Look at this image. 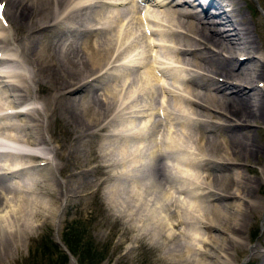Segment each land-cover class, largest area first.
<instances>
[{"label": "bare ground", "instance_id": "bare-ground-1", "mask_svg": "<svg viewBox=\"0 0 264 264\" xmlns=\"http://www.w3.org/2000/svg\"><path fill=\"white\" fill-rule=\"evenodd\" d=\"M0 1L8 2L6 0ZM127 1L134 3L135 8L133 9H136L139 13L138 18L136 15L134 17L138 20L143 13L142 18H145L147 21L145 24L147 25L151 26L152 16H155L154 19H159V15L164 17L162 19L161 16L160 19L165 24L167 34L165 33L163 37V24L160 22L161 20L156 21L157 24L151 26V31L148 27L150 34L148 42L160 41L159 44L155 43L154 47L164 48V51L165 49L168 51V45H170L173 53L176 54V59L168 57L164 61H160L157 49H155L154 55H150L152 51L150 53H146L147 50L144 52L149 54L146 56L147 59L152 61L151 64L153 63L159 70H163L165 75H161L162 78L155 79L157 77L153 76V67L144 62L146 57L142 59L141 53L140 58H134L137 55L133 57L134 53L140 51H138L137 46L132 47V50L124 49L128 41L132 43L135 39L134 34H129V36L125 34L128 37L121 36V32H125L123 29H126L124 25L126 26L127 21H120L117 12L115 13L117 17H104L105 7L116 10L122 7L124 2L126 4ZM193 1L200 8L195 12H202L205 15L207 24L200 25L199 22L189 23L184 21L187 19L185 17L187 14H183V12L194 8H190L187 3L179 6L174 0H48L43 7L44 9L47 8L43 14L44 16L37 17L38 19L32 21L33 34L39 37H37V40H31L30 44L25 43L24 38H20L17 31L13 32L14 30L10 25L7 28L3 25V27L0 26V53H2L4 59V65L0 68V111L13 110L26 102L31 105L37 104L41 98L37 97L36 92L33 94L29 92V85H34L36 88L41 86L44 91H54L56 86L53 87L49 82L44 84L40 80V76H43L44 78L47 77V81H51L53 74L51 70H54V66L62 67L57 72V76L54 77L55 85L60 79L73 82L72 80H76L75 76H83L91 71L90 74L85 75L77 83L68 85L66 88H59V96H57L59 100L80 98L76 95L83 93V97L86 95L91 96L90 99L86 100L88 103L94 97H97L98 101L101 100L104 106L109 108L111 97L118 96L123 85H127L124 81L128 77L124 70H120V66L123 67L127 64L128 67L131 66L129 63H133L132 67L136 68L137 71V67L141 66L144 72L141 70L142 72H139L138 75L145 84V87L143 86L144 90L146 89L145 92L147 89H151V82L155 81L156 83L157 81L158 84L156 83L157 86L154 85V89L152 86V93L149 91L150 96H146L149 105L141 106L142 108L138 110L133 118L134 121L138 119V122L141 123V129L134 130L135 132L124 135L122 138L127 144L135 142L138 152V156L132 162V166H134L126 173L132 176L133 172H139L144 168L146 161H148V163L154 164V187L158 188L159 194L165 196L163 198L169 200V209L180 212L189 209L192 211L191 208H199L200 206L196 205L197 203L186 205L175 201V196H184L192 200L194 198L191 197V194L197 196V198H203L202 204H208L205 209H212L214 215H206L204 222L197 217L190 219V221L196 222L197 220L204 224L203 228H205L206 234L201 238H197L199 244L194 245L191 242L194 246H187L185 255L179 257L176 254V259L179 257L180 260L185 262L193 255L192 260L196 258L194 264L197 262L198 264H232V257L228 252L226 241L230 240L238 243L235 237L240 235L238 230H241L243 226L241 225L242 227H238L239 229L236 228V230L234 227L238 226L237 221L242 218V222L245 223L249 215L256 216L259 214L260 209L261 212H264V206L260 208L257 201L254 202L253 206L249 205V203H252V193L245 189L249 177L241 173L243 170L239 171L241 164L238 163L241 162L238 158L242 156L247 161L248 159L260 161L259 163L264 165L263 156L260 159L263 154L261 150H264L263 141H260L259 137L257 141L255 140L256 137L252 138L255 134L252 129L255 124H261L264 128V84L261 83L264 81V51L259 50L261 48L259 36L250 33L248 19L246 21L243 16L235 14L234 11L237 12V9L233 1ZM39 2L40 0H31L22 9H20V6L10 7L14 13L13 21L15 25L19 26L18 22L21 23L20 17H23L27 11L29 12L33 5L38 7ZM210 8H214L215 11L209 13ZM120 10L122 12V9ZM149 10L158 11L159 15H155L156 13L151 15L150 13L148 16ZM7 11L8 9L4 8L3 15ZM50 15L51 17H49ZM49 18L52 19L49 20ZM61 18L60 22L59 19ZM59 26L62 27L58 34L55 30ZM128 26L131 27V25ZM133 26L136 27L132 23ZM142 26L138 23L137 28ZM159 27H161L160 30ZM164 31L166 32V30ZM104 32L106 33L103 34ZM139 35L138 37H140ZM140 40L142 39L138 41L140 42ZM141 46L146 45L141 44ZM163 56L166 55L163 54ZM76 67L79 68L76 70L77 74L74 71ZM163 78L166 80L165 83ZM257 78L262 80L256 81ZM128 86H130L129 82ZM124 89L126 90L125 86ZM98 94L105 99L99 98ZM128 94L127 101L137 95L132 90ZM121 97L124 99V95H121ZM224 97L233 98L224 100ZM80 102L81 100L78 101L79 104ZM74 103L71 102L72 105ZM66 106L67 103L63 102L61 113H63V110L67 111ZM53 108L57 110L56 105ZM110 120L116 121V117L111 116ZM47 122H49V114L45 110V103H42L40 110L27 114L26 117L22 114H6V116L0 118V136L3 137L0 146H4L12 140L30 146H37L38 148L49 146L48 138L43 135ZM146 129L148 131L145 132ZM223 130L228 134L224 135ZM175 134L184 140L182 144L178 142V139L176 140L177 136H174ZM260 135L264 138V131ZM230 141L231 143H229ZM6 148L20 149V146L15 145L12 147L9 145ZM192 149L197 153L193 155L194 158L190 157L193 154ZM49 150H46L48 154ZM53 156L57 158L58 154L54 153ZM9 158L11 160L16 158L18 161L13 165V163L8 162ZM35 158V156L29 157L16 154L0 155V175L15 181L13 187L10 188H5V185L0 184V235L2 236L0 238V255L4 254L0 258L7 256L6 253L10 250L9 242L12 246L19 243L15 244L14 238H17L15 235L14 238H7L8 236L17 233L20 229V235L25 236V233H28L29 230H32V227L37 225L38 214L45 217V214H48L47 212H54L57 209L52 200L49 199L50 201L47 203L45 196H41L39 201V197L36 195L37 192L28 191L31 184H37L38 189H34L40 191L47 185L48 181L53 180V157L45 156L42 150L41 156L37 157L42 162L37 165L34 164ZM162 161L166 162L170 171L168 176L161 173ZM183 168L209 171L211 175H209L210 173L206 174L209 177L205 179L206 181L210 180L211 183L206 182L202 177L206 184L205 188L200 189V194L191 192L190 188L182 185L188 177V173L183 171ZM225 169L234 171L231 172L233 175L220 174L222 178L218 177L219 172L222 173ZM259 173L258 178L255 177L256 180L252 179L251 183H257L260 189L263 185L260 182L264 181V169ZM215 177L217 178L215 179ZM227 181H230V183L225 184ZM50 185L53 188L55 182H51ZM158 198L160 197H157L156 201ZM11 199H15L16 204L19 203L20 205L16 207L14 204L13 206ZM225 199L228 201L223 202L222 200ZM14 207L17 208V211ZM163 211L161 210L162 213H164ZM11 213L14 214L10 216ZM152 218L150 216L142 218L140 220L142 225L139 228L150 225ZM173 221L175 222V220ZM155 222L157 221L155 220ZM168 228H171V225ZM30 235L32 234L30 233ZM4 239L6 240L3 244ZM244 245L248 247L246 244ZM11 249L13 250V248ZM248 249L250 253L252 252V256H257L254 257L259 261L256 264H260L259 258L262 257V253L256 251L255 248V250ZM197 256L201 259H198ZM232 260L235 262V259Z\"/></svg>", "mask_w": 264, "mask_h": 264}, {"label": "rangeland", "instance_id": "rangeland-1", "mask_svg": "<svg viewBox=\"0 0 264 264\" xmlns=\"http://www.w3.org/2000/svg\"><path fill=\"white\" fill-rule=\"evenodd\" d=\"M6 1L8 2H6L5 8H7L8 11L5 14V19L8 23V26L10 25L12 30H14L13 32L17 31L20 38H24L25 43L30 44L31 40H37V37L39 36H35V34H33L34 32L32 28L34 27L32 26V21L34 19H38L37 17L44 16L43 14L47 10V8L44 9L43 7L48 0H40V2L38 3V7L37 5H33L29 9V12L27 11L26 14L23 15V17H20L21 23L18 22L19 26L15 25V22L13 21L14 13L12 12L10 7L20 6V9H22V7L25 4L31 2V0L18 2L15 0ZM231 1L236 4L237 12L234 11L235 14L237 16H243L245 20L248 19L249 31L252 35L259 36L261 45V48L259 50L264 51V0ZM126 8L127 10L125 11ZM133 8H135L134 3L128 1L126 4L124 3L122 7L116 9L117 11L115 9L105 7L104 17L118 16V19L120 21H127L126 26L124 25L126 29H123L125 30V32L127 31V33L121 32V36L128 37L129 34H134V38L136 40L134 39L132 43L128 41L129 44L127 42L124 49L132 50V47L134 48L137 46V48H139L138 51L140 50L138 52L139 55L138 53H134L133 57L137 55L134 58H140V53L142 54V59H145L146 57L147 61L145 60L144 62L147 65H151L153 67V76H156L157 78L155 79L157 80L159 78H162L161 75L165 74L163 73V70H159L157 66H154L153 63H150L152 61H150V59H147L146 55L149 54L146 53H150L152 51L150 55H154L155 49H157V55L161 58H159L160 61H164V59L168 57H174L173 59H176V54L173 53V49L170 47V45H168V51H166V49L164 51V48L154 47V44H159L160 41L155 40L154 43L148 42V37L150 35L148 32V27L151 31V26L155 23L157 24V22H159L160 20V22H162L163 24V37L165 33L167 34V29L164 22L162 21L164 17L163 15H159L158 11L155 12L149 10L150 12L148 13V16L150 13L151 15H154L156 13L155 15H159L160 18L162 16V19H160L159 17V19H154L155 16H152L153 21H155L154 23L152 21L150 26L145 24L147 21L145 20V18H142L143 13L142 17L139 15L140 18L137 20V16L139 13L138 11H136V9L134 10ZM120 9H122V12ZM129 10L133 11L134 15ZM116 12L117 16L115 15ZM126 12L128 13V15H130V17L132 16L133 18L131 19L130 17H128V15L126 16ZM135 15L137 18L134 17ZM121 16H124V19ZM49 17H51V15ZM51 19L52 18H49V20ZM61 20L62 18L59 19L60 22ZM130 20L133 25H136V27H132V23L130 22ZM184 21H187L189 23L194 22L191 19H186ZM138 23L140 26H143L137 28ZM128 25H131V27ZM0 26L2 27L1 24ZM61 27L62 26H59V28L56 29L55 32L59 34L61 31ZM160 28L161 27H159L158 29L160 30ZM128 29L131 31L135 29L136 31L134 30L135 33H133L134 31L131 32ZM164 30H166V32ZM105 33L106 32H104L103 34ZM125 34H127L128 36ZM138 35L140 37H138ZM139 39L142 40H140L139 42ZM157 39L161 40V38L158 37ZM133 42L136 43V45H134ZM138 42L140 43V45ZM141 44H145L147 47H142ZM146 50L148 52H146ZM161 53L162 55L165 54L166 56H163V58ZM2 64H4V60L0 58V65ZM129 64L131 66H120V70L122 69V71L124 70V73L126 72L125 74L127 75L129 80L127 79L128 81H124L127 85H123V87L120 89L122 94L120 93L118 94V96L116 95L115 97H111V106L109 108H106L101 100L98 101L97 97H94V99L88 103V101L86 100L90 99L91 96L86 95L85 97H83V93L77 94L76 96L80 98L74 99L59 100V97H57L59 96V88H66L68 85L77 83L79 80L85 77V75H87L88 73L90 74L91 71L85 73L83 76H75L76 80H72L73 82H68L67 80L60 79V81H58V83L55 85L54 77L57 76V72L59 71V69H62V67L54 66V70H51V72L53 73L51 81H47V77L44 78L43 76H40V80L42 83L47 84L49 82V84L53 87L56 86L54 91H44L43 89H41V86L36 88L34 85H29V92L31 94L36 92L37 97L42 99H40L42 103H45V110H47L49 114V122H47V124L45 125L46 129L43 132V135L45 138H48V142L50 143V145L40 146L39 148L45 150L47 156L53 157L54 166H52V181H48L47 185L40 191H35V189H38L37 184H29L30 190L28 191L37 192L36 195L37 197H39V201L41 196H45L47 203L52 200L55 203L57 209L54 212H47L49 215L45 214V217H43L42 214H38L39 224L37 223L36 225L38 228L36 226L32 227V230H29L28 233H25V236L20 235L21 229L20 231L18 230L17 233L8 236L7 238H14L15 235L17 238H14V242H16L15 244H17V242L19 243L18 245L12 246L11 242H9L10 250L6 253L7 256H5V258H0V264H194L196 258L192 260L193 255L192 258H188L187 260H185V262H183V260H180L179 257L185 255L187 246L193 247L195 244H199L197 238H201V236L205 235L206 231L205 228H203L204 224H201L197 220L196 222L190 221V219L192 217H197L204 222L206 219V215H214L212 209H205L208 204H202L203 198H197V196L191 193V197L194 198L192 199L193 201L191 199L185 198L184 196H175V201H177V203L186 205L188 203H193V205L197 203L196 205L200 206L199 208H191L192 211H190L189 209L187 211L180 212L169 209V200L163 198L165 196L159 194L158 188L154 187V164L148 163V161H146V165L144 168H142L139 172H133L132 176H129L126 173V171L131 170L134 166H132V162L138 156V152L135 146V142H130L127 144L123 141L122 138L124 135L133 133L139 128L141 129V123L138 122V119L134 121L133 118L134 116H136L138 110L142 108L141 106L149 105L147 97L150 96L153 89L155 88L154 85L156 83L158 84L157 81L156 83L155 81L151 82V89H147V91L145 92V84L142 82L140 76L138 75L139 72H144V69L141 66H138L137 71L136 68L132 67L133 63ZM77 69L79 68L76 67L74 70L75 74H77ZM134 74L137 76L134 77ZM259 80L262 79H256V81ZM128 82L131 87L128 86ZM165 82L166 80L164 79V83ZM261 83L264 84V81ZM124 86L126 90L124 89ZM49 88L53 89L52 87ZM141 88L142 90H140ZM129 90L136 92V94L138 92L139 93L135 98H131L130 101H127L126 99L128 98V92H130ZM121 95H124V99L126 101L123 99V97H121ZM81 97H83L84 99ZM98 97L102 98L100 94H98ZM119 98L121 103L119 102ZM232 98L224 97V100ZM40 100L37 102V104H35V111L41 109L42 103H40ZM79 100H81L80 104L78 103ZM122 101H125V104ZM63 102L67 103V111L63 110V113H61L60 110ZM71 102H75L74 105H72ZM117 102L119 105L116 104ZM90 103H92L93 105ZM54 105L57 106V110L53 108ZM120 109L121 111H119ZM15 110L16 108H14L13 110L6 109L0 111V118L6 116V113L14 114ZM131 111L135 112L133 113ZM32 112H34L33 109L26 111L22 115L26 117L27 114H30ZM111 116L116 117V121H111ZM129 119L131 122L129 121ZM129 126L131 127V129ZM147 129L145 130V132L148 131ZM252 129L255 131V134H253L252 138L254 139L256 137L255 140L257 141V138L259 137L260 141H263L264 144V138L262 137V135H260L261 132L264 131L263 125L255 124L254 128ZM223 131L224 132L222 133L224 135L228 134L225 132V130ZM7 133L9 132L7 131ZM174 136H177V138H175L176 140L178 139V142H180L181 144L184 142V140L177 134H175ZM229 143H231V141ZM184 146L185 144L183 145V147ZM120 149H122L123 151H120ZM46 150H49V154ZM192 151L193 154L192 156L190 155V157L194 158L195 156L193 155L197 153L193 149ZM261 152L263 154L260 156V159L262 156V159H264V150H261ZM54 153H56V155L58 154L57 158L53 156ZM183 153L187 154L186 152ZM0 155L6 156L9 155V153H2ZM241 158L242 156L238 158L241 161L238 162L241 164L239 167V171L241 172L243 170L244 172L242 171L241 173H243L244 175L246 174V177H249L245 189L246 191L252 193V203H249V205L253 206L254 202L257 201L258 205H260L261 208L264 206V181L262 180V182H260V184L262 183L263 185L261 184L262 186L259 189V185L257 183L252 184L251 180H256L258 178V175L260 174L259 172L264 169V165H261L259 163L260 161H252L250 159H248L247 161L245 160V158ZM234 159L236 158L234 157ZM16 161H18L16 158L14 160H11V158L8 159V162L13 163V165ZM41 162L42 161L40 158H35L33 163L37 165ZM182 170L188 173L186 182L184 181L182 185L190 188L192 190L191 192L200 194V189H203L206 186L202 177L204 179L209 177L206 174H209L210 172L204 170L195 171V169L192 170L190 168H183ZM169 172L170 171L167 168L166 162L162 161L161 173L163 175L165 173V176H168ZM231 172L234 171L225 169L224 172H219L218 177H221L222 174L232 176L233 174ZM209 175H211V173ZM216 178L217 177H215V179ZM14 182L15 181L8 179L6 176L0 175V184L5 185V188L13 187ZM51 182H55L53 188L50 185ZM206 182H210V180ZM228 183H230V181H227L225 184ZM251 186L252 189L250 190ZM157 197L160 198H158L159 200L157 199L156 201ZM14 200L15 199H11L13 206L14 204L16 207L20 205L19 203L16 204ZM222 201L227 202L228 200L225 199ZM16 207H14V209L17 211ZM161 210H165L166 212L163 211L164 213H162ZM13 214L14 213H11L10 216H12ZM146 216H150V218L153 217L151 220V224L140 229L139 226L142 225L140 223V220ZM170 216H172L174 219L172 217L170 218ZM155 220L157 222H155ZM173 220H175V222ZM242 221V218H239V220L237 221L238 226L234 227L235 229H239L243 226L241 230H238L240 235H237L235 237L237 238L236 240L239 244L234 243V241L230 240L226 241L228 252H230V256L232 257V264L258 263V259H255L257 256H252V252L250 253L248 248L253 250L256 249V251L262 253V257H260L259 260L260 264H264V212H261L260 209L259 214H257L256 216L249 215L248 220L245 223ZM170 225L171 228H168L170 227ZM172 228L174 229V232ZM175 230L177 231V233H175ZM30 233L32 235H30ZM0 238H2L1 235ZM6 239L3 240V244ZM191 242H193L194 245H192ZM244 244H246L248 247H246ZM11 248H13V250ZM176 254L179 255L178 259H176ZM3 255H0V257H2ZM197 258L199 259L200 257L197 256ZM232 259H235V262ZM195 264H198V262Z\"/></svg>", "mask_w": 264, "mask_h": 264}, {"label": "snow or ice", "instance_id": "snow-or-ice-1", "mask_svg": "<svg viewBox=\"0 0 264 264\" xmlns=\"http://www.w3.org/2000/svg\"><path fill=\"white\" fill-rule=\"evenodd\" d=\"M3 7V5H0V8H2Z\"/></svg>", "mask_w": 264, "mask_h": 264}]
</instances>
